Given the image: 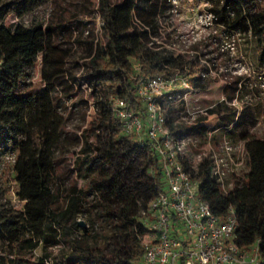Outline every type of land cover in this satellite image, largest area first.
Here are the masks:
<instances>
[{
  "label": "trees",
  "instance_id": "16d2710c",
  "mask_svg": "<svg viewBox=\"0 0 264 264\" xmlns=\"http://www.w3.org/2000/svg\"><path fill=\"white\" fill-rule=\"evenodd\" d=\"M43 1L0 0V149L13 153L0 189V264H144L141 217L165 190V179L150 143L123 134L111 97L129 98L142 112L135 94L140 80L178 72L190 76L194 92L204 91L211 82L203 75L208 67L199 63L205 53L175 54L163 43L175 33L166 32L171 0H95L81 13L60 11L47 20L21 23ZM201 1L215 26L249 43V56L264 81V0ZM9 16L16 21L7 23ZM64 37L85 45L80 79L66 69L70 50L62 46ZM208 60L216 68L213 57ZM37 63L40 81L34 83L30 71ZM69 80L89 89L87 98L73 103L81 123L72 136L63 129L72 111L65 113L68 106L59 94ZM239 81L235 76L223 87L226 98L235 97ZM221 109L217 106V127L230 138L241 114L228 116ZM165 114L169 128L186 135ZM84 122L89 137L81 130ZM241 140L246 171L232 173L225 188L210 157L203 156L195 172L188 149L183 165L198 180V194L213 214L224 220L233 209L234 241L244 249L259 241V264H264V138L244 132ZM69 143L77 148L72 167L56 154ZM66 170L82 177L86 190L74 182L60 203L56 179ZM10 190L21 209L9 201ZM86 212L92 223L102 222L91 233L77 219ZM61 242L67 248L53 253L52 245Z\"/></svg>",
  "mask_w": 264,
  "mask_h": 264
},
{
  "label": "rangeland",
  "instance_id": "374dc122",
  "mask_svg": "<svg viewBox=\"0 0 264 264\" xmlns=\"http://www.w3.org/2000/svg\"><path fill=\"white\" fill-rule=\"evenodd\" d=\"M95 0H44L31 13L24 16L21 23L29 25L35 20H47L52 15L60 11L70 13V10L81 13L84 5ZM171 16L166 25V32L175 30L173 36L168 41H164L175 54L185 53H205L203 56L214 57L216 68L211 77V82L204 91L193 92L190 95L181 97L168 103L167 113L174 118L176 125L182 132L186 133L187 148L192 155L193 164L197 163L203 156L215 157L219 161L221 170L224 171L226 180L230 175L236 174L242 176L246 171L245 153L241 134L244 132L252 133L256 137L264 138V84L255 68L247 43L237 33H230L224 29L210 23L208 19L207 5L201 0H171ZM7 23L15 22L14 16H9ZM98 38L101 39L99 30ZM85 34L80 38H84ZM62 46L69 48L70 56L66 61V69L77 78H81L84 70L82 62L86 54L84 43L76 42L73 37L61 39ZM206 57V58H207ZM40 64L37 63L30 71L31 81L38 83L40 81ZM235 76L240 77L238 90L235 97L231 100L226 98L223 87ZM89 89L87 85L79 80L73 82L69 80L65 91L59 92L64 103L68 106L65 113L68 115L63 129L69 136L78 133V125L81 123L80 113L77 107L73 108V103L78 98H87ZM221 105L224 114H241V123L237 126L230 138L224 137L217 127V106ZM64 111V110H62ZM89 113V112H88ZM82 132L89 137L87 124L83 123ZM225 146L231 147L228 152ZM77 148L72 144L61 147L56 154L65 157V166L72 167L73 158ZM13 163V153L7 147L0 149V189L5 185L3 177L10 173L7 169ZM77 183V187L86 190L85 181L82 177H75L67 170L62 177L56 179V187L59 192V202H63L65 193L69 190L71 184ZM230 184V183H229ZM228 184V186H229ZM166 187V186H165ZM226 187V186H225ZM9 201L15 208L21 209L23 203L16 197L12 190L8 193ZM88 213H81L77 219L83 222L84 226L91 231L102 225L100 220L92 223L88 218ZM93 218V215H91ZM67 245L53 244L51 250L58 253L66 249ZM42 253L41 248L35 252L36 255Z\"/></svg>",
  "mask_w": 264,
  "mask_h": 264
},
{
  "label": "built area",
  "instance_id": "2783aa9c",
  "mask_svg": "<svg viewBox=\"0 0 264 264\" xmlns=\"http://www.w3.org/2000/svg\"><path fill=\"white\" fill-rule=\"evenodd\" d=\"M207 14L213 23L212 14ZM165 46L171 50V46ZM206 57L199 56V63L208 67L203 75L211 76L215 68ZM189 77L178 72L171 77L140 80L135 94L143 106L142 112L132 108L129 98L111 97L113 115L121 122L123 134L150 143L165 179V190L142 213L141 222L146 228L141 236L142 260L144 264H178L180 260L182 264H259V241L247 249L237 245L233 209L229 208L224 220L212 213L209 204L198 194V180L183 165L188 150L187 135L175 134L166 123L167 104L177 96L194 92ZM224 148L227 152L231 150L229 146ZM210 158L212 172L225 188V173L219 165L222 158L219 161ZM201 160L194 164L192 160L191 168L195 172Z\"/></svg>",
  "mask_w": 264,
  "mask_h": 264
},
{
  "label": "water",
  "instance_id": "95a60500",
  "mask_svg": "<svg viewBox=\"0 0 264 264\" xmlns=\"http://www.w3.org/2000/svg\"><path fill=\"white\" fill-rule=\"evenodd\" d=\"M79 224H80L81 226H84V223H83V222H79Z\"/></svg>",
  "mask_w": 264,
  "mask_h": 264
}]
</instances>
